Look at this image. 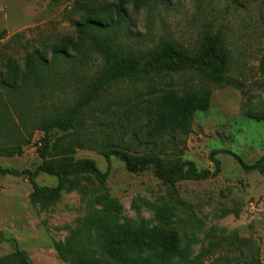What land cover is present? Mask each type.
I'll return each instance as SVG.
<instances>
[{
	"label": "rangeland",
	"instance_id": "374dc122",
	"mask_svg": "<svg viewBox=\"0 0 264 264\" xmlns=\"http://www.w3.org/2000/svg\"><path fill=\"white\" fill-rule=\"evenodd\" d=\"M73 2L0 0V80L5 78L9 57L21 66L33 51L48 57L54 41L73 34L79 19ZM206 34L219 35L230 51L229 83L211 82L201 72L183 70L112 84L91 106L94 118L85 121L81 130L96 144L74 145L66 152L61 150L63 142L57 150L50 149L35 182L55 186L56 168L78 159L94 161L103 172L107 169L104 153L112 150L132 158L155 156L164 166L191 160L197 169L209 170L214 169L210 154L216 150L217 175L178 180V203L169 199V190L154 175L152 163L133 173L114 155L109 156L105 181L90 172L75 171L66 177L56 198L34 192L26 176L0 173L2 262L80 264L90 260L101 264L106 257L100 244L106 246L128 223L175 232L179 248L188 247L190 259L214 240L224 244L241 238L244 243L229 254L228 264H244L250 258L264 262V160L259 168L247 170L222 151L235 153L246 164L264 155V120L252 117L264 116V70L259 67L264 51V0H153L145 8H130V22L116 37L137 53L155 51L168 41L193 53ZM99 68L96 56L88 65V77L81 81L78 65L62 63L43 88L24 96L9 98L0 86V166L37 169L44 145L37 124L68 108L81 84ZM169 85L181 94L208 92V107L193 113L188 134L151 139L143 110ZM6 116L16 123L18 116L25 119L26 127L20 125L23 141L6 131ZM66 135L51 131L50 144L59 136L71 139ZM225 247L195 264H214L219 253H226Z\"/></svg>",
	"mask_w": 264,
	"mask_h": 264
},
{
	"label": "trees",
	"instance_id": "16d2710c",
	"mask_svg": "<svg viewBox=\"0 0 264 264\" xmlns=\"http://www.w3.org/2000/svg\"><path fill=\"white\" fill-rule=\"evenodd\" d=\"M57 2L58 0H51ZM153 0H74L72 9L79 14V19L74 22V31L54 41L49 48V56L45 57L39 51H33L24 58L21 66L15 59L6 60V73L0 86L7 97L15 95L24 96L35 89H41L52 80V71L62 63H74L81 70V81L87 78V69L91 60L98 56L100 68L77 90V97L68 108L57 111L54 115L37 124L43 134V161L40 166L31 171L29 169L16 170L0 166L1 174L26 176L34 192L47 193L50 198H56L61 190L66 177L75 171L81 170L94 174L101 182L105 181L109 156L114 155L121 160L126 170L137 173L148 164H153V173L169 190V199L179 202L176 197V182L180 179H206L217 175L220 162L215 158L216 150L210 154L214 169H197L191 160L176 161L164 166L155 156L132 158L120 150L104 153L107 169L100 171L94 161L78 159L69 164H62L56 168L57 183L55 186H38L35 182L37 172L46 165L45 153L50 149L57 150L65 142L67 150L74 145L77 147H91L96 144L95 139L84 136L81 130L85 121L93 120L91 106L114 83L125 79H147L152 75L163 73L193 70L205 74L211 82L229 83L226 73L232 61L230 51L219 35L206 34L200 47L193 53L188 52L176 41L162 42L155 51L142 54L135 52L130 45L123 44L117 37L121 28L130 22V8H145ZM129 29V28H127ZM259 67L264 70V51L260 57ZM74 70V69H72ZM76 73L74 72V75ZM208 92L181 94L169 85L160 95L152 100L143 112L150 122L147 136L151 139L162 140L165 136L186 135L192 125V115L195 111H204L208 107ZM2 101V100H1ZM4 112L3 115H7ZM257 120H264V116L254 114ZM18 123L8 116L4 118L6 131H9L16 140L23 141L20 125L25 128L26 121L18 116ZM77 126L76 132H69ZM53 130H60L69 140L61 136L50 144L49 135ZM65 136V137H66ZM86 137V138H85ZM22 142L16 144L20 146ZM14 146V147H16ZM238 164L247 170L260 167L264 155L252 164L244 163L238 155L228 150ZM234 241H236L234 243ZM241 238L228 239L221 244L214 240L193 259L189 258L188 247L180 249L178 237L175 232L150 230L145 227L126 224L122 226L110 240L102 245L101 249L106 257L101 264H195L206 254H213L217 249L225 247L226 253H219L213 260L214 264H228L236 247L242 246ZM175 257V259H174ZM0 264H5L0 260ZM80 264H97L94 261H82ZM239 264V263H237ZM244 264H264L258 258H250Z\"/></svg>",
	"mask_w": 264,
	"mask_h": 264
}]
</instances>
